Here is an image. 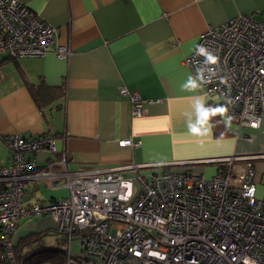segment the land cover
<instances>
[{"label":"built area","instance_id":"obj_1","mask_svg":"<svg viewBox=\"0 0 264 264\" xmlns=\"http://www.w3.org/2000/svg\"><path fill=\"white\" fill-rule=\"evenodd\" d=\"M58 39V29L27 5L0 0V55L22 60L53 54L69 60L70 47ZM200 46L218 57L215 65L197 54ZM184 64L194 77L204 69L205 80L197 83L217 107L227 109L218 113L221 118L231 117L237 128L259 127L264 115V20L242 14L209 27ZM119 93L129 98L133 116L147 113L140 95L126 87ZM1 140L10 152L9 163L0 169V257L7 264H20L14 248L21 221L37 217L54 221L66 264H264V191L259 196L250 162L217 160L220 168L210 179L164 165L71 171L53 132ZM122 145L137 148L141 143L127 139ZM41 152L56 158L40 166ZM142 169L150 170L142 174ZM133 170L138 178L124 176ZM29 179L48 187L63 181L68 194L30 203ZM74 237L79 238L77 253Z\"/></svg>","mask_w":264,"mask_h":264},{"label":"crops","instance_id":"obj_2","mask_svg":"<svg viewBox=\"0 0 264 264\" xmlns=\"http://www.w3.org/2000/svg\"><path fill=\"white\" fill-rule=\"evenodd\" d=\"M19 1L57 28L59 43L68 45L72 54L69 60L53 54L22 60L0 55L4 74L0 79V169L10 160L1 137L53 132L59 151L67 153L71 171L164 165L205 177V166H215L217 172L221 165L217 160L232 158L236 165L252 163L255 182L264 191V115L253 129L225 123L217 113L225 135L216 136L213 116L200 133L193 134L188 129L189 117L195 119L193 97H204L205 106L217 104L198 83L196 88L182 87L193 76L184 59L194 51L199 37L209 27L242 14L264 20V0ZM41 83L64 87L63 95L43 108L29 92V86ZM121 87L142 97L144 116L132 115L129 98L119 93ZM127 139L141 145H122ZM55 158L37 154L40 166ZM25 184L30 203L54 198V191H67L63 181L57 187L36 186L32 179ZM39 219H24V230L45 233L36 230L34 221ZM21 224L15 244L25 236Z\"/></svg>","mask_w":264,"mask_h":264},{"label":"trees","instance_id":"obj_3","mask_svg":"<svg viewBox=\"0 0 264 264\" xmlns=\"http://www.w3.org/2000/svg\"><path fill=\"white\" fill-rule=\"evenodd\" d=\"M64 87L52 88L41 83L40 86H29V92L34 101L40 108L47 107L55 100L63 95ZM213 127L216 130V136L221 137L226 133L222 130V126L219 124L217 118L213 116L211 118ZM221 128V129H220ZM220 129V130H219ZM49 231L45 233H30L21 237L17 244H15V254L20 264H66V255L62 248H50L45 249L43 247L34 249L36 243H39L45 235H48ZM1 255V248H0ZM0 264H7L0 257Z\"/></svg>","mask_w":264,"mask_h":264},{"label":"clouds","instance_id":"obj_4","mask_svg":"<svg viewBox=\"0 0 264 264\" xmlns=\"http://www.w3.org/2000/svg\"><path fill=\"white\" fill-rule=\"evenodd\" d=\"M197 54L203 55L205 57V64H211L215 65L217 63L218 57L213 55L211 52H209L207 49H205L203 46H200L197 49ZM210 72L214 71L212 69H209ZM204 69L200 68L197 70V73L195 77L189 76L188 80L184 85H182L183 88L186 89H192L197 87V82H204ZM194 100V116L195 119L193 120L191 116L188 120V129L193 134H198L201 132V128L206 124V122L209 121L210 116H215L217 113H225L227 109L223 106L220 107H211V106H205L204 97L202 96H195L193 97ZM231 117L228 118V120L225 123H230Z\"/></svg>","mask_w":264,"mask_h":264},{"label":"rangeland","instance_id":"obj_5","mask_svg":"<svg viewBox=\"0 0 264 264\" xmlns=\"http://www.w3.org/2000/svg\"><path fill=\"white\" fill-rule=\"evenodd\" d=\"M205 178L210 179L214 176V173L216 172V168L215 166H205ZM175 171H177L176 169H174ZM179 171V170H178ZM138 172H131L129 174L126 175V178L131 179V180H135L136 178H138ZM54 198H62V197H66L68 192L64 189L58 190V191H54L53 192ZM263 195L262 190H260L259 192V196ZM47 199H49L50 197H46ZM22 224V228H21V234L27 235L30 232L29 231H25L23 224H24V220L21 221ZM34 223L36 224V230L38 229H43V231H47V230H54L55 229V224L54 222H52L50 217H41V219L34 221ZM38 232H42V231H38ZM48 235H45L42 240L39 243H36L35 246L33 247L34 249H38L43 247L45 249H50V248H62L64 247L63 242L58 239V237L56 236V234L53 231H49ZM78 242H79V238L78 237H74L72 240V248H73V252L77 253L79 251V246H78Z\"/></svg>","mask_w":264,"mask_h":264}]
</instances>
